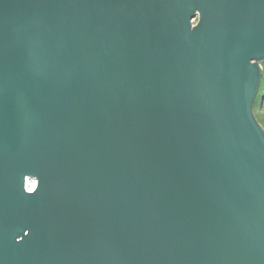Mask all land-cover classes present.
Wrapping results in <instances>:
<instances>
[{"label": "water", "instance_id": "water-1", "mask_svg": "<svg viewBox=\"0 0 264 264\" xmlns=\"http://www.w3.org/2000/svg\"><path fill=\"white\" fill-rule=\"evenodd\" d=\"M263 62L264 0H0V264H264Z\"/></svg>", "mask_w": 264, "mask_h": 264}, {"label": "rangeland", "instance_id": "rangeland-1", "mask_svg": "<svg viewBox=\"0 0 264 264\" xmlns=\"http://www.w3.org/2000/svg\"><path fill=\"white\" fill-rule=\"evenodd\" d=\"M262 68H263V75H262L259 91L254 103V112L258 121L264 128V62L262 63Z\"/></svg>", "mask_w": 264, "mask_h": 264}, {"label": "bare ground", "instance_id": "bare-ground-1", "mask_svg": "<svg viewBox=\"0 0 264 264\" xmlns=\"http://www.w3.org/2000/svg\"><path fill=\"white\" fill-rule=\"evenodd\" d=\"M36 180L35 179H29L27 182V186L30 189H34L36 187Z\"/></svg>", "mask_w": 264, "mask_h": 264}]
</instances>
